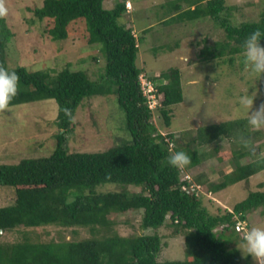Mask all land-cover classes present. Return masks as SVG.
I'll use <instances>...</instances> for the list:
<instances>
[{
  "label": "trees",
  "instance_id": "16d2710c",
  "mask_svg": "<svg viewBox=\"0 0 264 264\" xmlns=\"http://www.w3.org/2000/svg\"><path fill=\"white\" fill-rule=\"evenodd\" d=\"M116 0L113 7L105 0H44L33 9L36 19L50 21L47 32L53 40L69 36L70 25L84 21L87 42L100 43L106 57L105 71L91 79L86 70L64 69L51 75L44 69L8 64V42L11 36L5 19H0V64L19 76V94L12 105L55 99L58 103L56 146L49 156L24 157L17 163H0V185L15 188L12 204L0 206V235L19 226L37 228L59 225L66 228H88L92 236L83 239L38 241L28 230L23 241L0 242V264H240L237 247H230L233 237L247 231L248 214L258 208L264 212V190L250 191L232 209L212 213L196 192L183 185L185 169L199 165L206 155L198 147L208 146L220 138L230 142L241 136H253L246 118L221 124L201 126L187 145L176 146L175 134H163L153 119L162 118L170 126L173 106L183 100L181 69L170 68L153 80L163 94L155 110L148 105L137 65L140 36L124 22L130 13L127 2ZM184 1V0H183ZM189 8L178 18L195 19L208 16L226 32V40L217 41L213 58L233 62V55L243 51L244 40L257 28L264 31V14L260 21L232 22L227 0H186ZM181 9V5H177ZM122 18V23H117ZM234 41V42H233ZM264 45V38L261 39ZM218 48V49H217ZM230 55L228 59L224 58ZM69 68V67H68ZM167 82L165 83V81ZM115 94L126 114L130 138L97 152H71L68 137L74 132L78 108L87 98ZM72 109L74 122L63 112ZM264 138V131L261 134ZM238 143V142H237ZM194 147L190 149V146ZM231 149L234 167L222 179L210 182L207 175L192 176L196 184L209 185L218 192L228 185L244 181L264 170L240 145ZM184 151L192 162L184 169L167 164L172 152ZM221 149L211 154L220 159ZM210 154V155H211ZM244 157L252 159L242 162ZM184 171V174H183ZM106 183L125 185L121 190L104 191ZM127 185L139 187L130 191ZM141 226L159 228L168 220L174 233L184 235L187 257L183 260H159L162 236L140 234L123 236L112 231V213L141 210ZM246 221L247 229L237 230L238 222ZM76 233L75 230L72 231Z\"/></svg>",
  "mask_w": 264,
  "mask_h": 264
},
{
  "label": "rangeland",
  "instance_id": "374dc122",
  "mask_svg": "<svg viewBox=\"0 0 264 264\" xmlns=\"http://www.w3.org/2000/svg\"><path fill=\"white\" fill-rule=\"evenodd\" d=\"M43 1L6 0L9 14L5 21L11 31L7 48L8 64L11 67L26 66L29 69L49 70L51 75L66 68L86 70L91 79L99 78L106 67L102 44L87 42L85 24L81 19L70 25L67 38L53 40L47 32L50 21L36 19L33 11L34 8L41 7ZM115 2L116 0H105L104 6L113 7ZM127 4L130 13L125 15L124 22L141 37L137 65L142 68L143 75L153 79L170 68L181 69L183 100L172 107L170 126H166L162 118L157 119L155 116L153 119L163 134H175L178 141L173 148L187 145L201 126L245 118L237 104L238 97L245 92L257 93L253 111L264 103V77L257 80L254 77H245L242 52L233 55V62L209 55L212 48L215 50L217 41L227 39L225 30L214 19L208 16L195 19L178 18L180 12L190 7L186 0H131ZM179 4L181 9L177 8ZM226 4L231 7L230 17L235 24L260 21L264 14V0H227ZM229 56L224 58L228 59ZM162 97L163 94H160V100ZM57 115L58 103L55 99L14 105L11 110L0 112V163H17L29 156H49L56 146L55 135L59 130ZM262 132L252 134L254 140L264 148ZM68 138L71 152L103 151L129 139L126 114L116 95H98L85 99L77 110L74 132ZM237 142L220 138L208 146L198 147L199 152L201 150L207 156L199 165L185 171L194 176L207 175L210 182L221 180L223 173L234 167L230 152L231 149L238 148L240 144ZM193 147L191 145L190 149ZM216 147L221 149L222 159L211 154ZM251 159L244 157L242 162ZM123 186L125 185L106 183L98 188L104 191L121 190ZM126 188L130 191L140 189L133 185H127ZM208 188L209 185L202 184L199 196L210 212L221 213L225 209H232L251 190H264V170L252 175L248 184L239 181L218 192H210ZM15 198V188L0 185V206L12 204ZM142 211L143 209L112 213V231L123 236L157 233L162 236L163 243L159 260L185 259L187 254L184 235L174 233V226L169 220L159 228L144 229L141 226ZM247 221L248 229L264 225L262 208L251 211ZM27 230L35 236L39 235L36 238L38 241L83 239L92 236L91 231L83 227L46 225L28 228L22 225L12 231L3 232L0 242L23 241L24 232ZM241 238L240 234L233 237L230 247L238 248ZM239 255L240 264H256L250 255L245 256L240 249Z\"/></svg>",
  "mask_w": 264,
  "mask_h": 264
},
{
  "label": "clouds",
  "instance_id": "9594fccd",
  "mask_svg": "<svg viewBox=\"0 0 264 264\" xmlns=\"http://www.w3.org/2000/svg\"><path fill=\"white\" fill-rule=\"evenodd\" d=\"M129 7V6H128ZM9 14L6 0H0V19H6ZM122 23V18L117 20ZM264 38V31L255 29L243 43L242 64L245 77H254L256 80L264 77V45L261 39ZM19 76L15 71H10L5 65L0 64V112L11 110L13 100L19 94ZM257 93L245 92L237 99L239 110L245 114L247 124L253 132L264 131V103H261L255 111L253 106ZM66 119L74 122L72 109H63ZM238 143L258 163H264V148H262L252 136L239 137ZM192 162L191 156L184 151L170 153L167 164L184 169ZM242 242L237 246L245 256L250 255L256 264H264V225L250 227L244 232Z\"/></svg>",
  "mask_w": 264,
  "mask_h": 264
},
{
  "label": "built area",
  "instance_id": "2783aa9c",
  "mask_svg": "<svg viewBox=\"0 0 264 264\" xmlns=\"http://www.w3.org/2000/svg\"><path fill=\"white\" fill-rule=\"evenodd\" d=\"M139 79H140L141 90L144 96H146L147 98L149 107L155 110L159 105H161L160 94L158 93V88L155 81L151 77H148L147 75H143V73L140 74ZM183 179L189 182V184L183 185L184 190L188 192L190 191L196 192L199 194V192L201 191V185L196 184L193 181L192 176L188 172L184 174ZM246 227H247L246 221L238 222L236 225V228L239 231L245 230Z\"/></svg>",
  "mask_w": 264,
  "mask_h": 264
}]
</instances>
